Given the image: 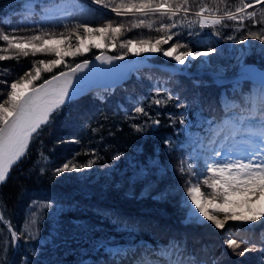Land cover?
I'll use <instances>...</instances> for the list:
<instances>
[{"label":"snow or ice","instance_id":"obj_1","mask_svg":"<svg viewBox=\"0 0 264 264\" xmlns=\"http://www.w3.org/2000/svg\"><path fill=\"white\" fill-rule=\"evenodd\" d=\"M90 3L99 6V9L89 7L83 0H24L21 13L25 18L23 27L20 24L12 26L10 23L0 21L4 26L11 28L12 33L19 31L34 33L18 36L0 29V41L6 42L7 45L0 47V52H11L17 59L20 56L27 57L30 53L33 56L37 53H48L56 57L33 61L32 70L25 72L18 81H13L10 85L5 80H0V84H4L9 89L6 98H3L4 93L0 92V184L6 182L11 169L27 154L31 142L40 131L53 123V117L64 106L74 102L86 91V81L78 73L85 69L93 71L92 61L83 59L73 66L66 62V57L75 58L88 53L93 47L103 50L105 47L119 46L120 49L127 51L112 56H107L101 51L94 60L113 65L116 61L124 60L129 53L137 57L160 54L175 61L176 65L185 66L191 61H196L197 58L208 57L217 49L208 46L206 51H200L196 50L195 45L189 47L188 43L182 44L181 33L175 31L178 27H186L190 37L214 35L219 38L222 33L215 31V28L222 25L224 20L243 21L247 18L252 20V26H256L261 21L256 19L255 11L248 9H255L257 6L260 8V15L264 17V0H239L238 5L228 4L227 0H90ZM193 7L197 10L192 11ZM233 7L235 11L231 10ZM97 11L102 13L105 22L93 28L90 27V23L95 22ZM108 14H115L116 17L121 18H136L131 21V28L143 26L151 29L158 23L159 27L156 31L161 35L154 39H120L125 24L123 21L115 22L107 19ZM178 16H180L179 20H177ZM150 17L158 19L152 20L149 19ZM197 24L199 32L195 31ZM58 27L63 28L58 33L59 40L45 39L56 36L54 29ZM246 27V35H241L238 42L244 43L252 37L264 45V27L257 32L241 24L240 28H235L233 31L240 32L241 28ZM48 28H52L53 31H48ZM206 28H212L213 31L205 33ZM94 33L99 34L104 43L85 46V38ZM224 38L229 41L235 40L234 35ZM174 39L176 42L165 47ZM18 40H25L27 43H16L15 41ZM60 44L64 47L55 46ZM136 44L141 47H135ZM9 58L0 55V61ZM239 59H242V56ZM58 67L65 70L43 79L44 73H52ZM9 71V69L3 70L5 74ZM105 71L102 68L95 70L98 74H103ZM118 79L119 76L114 77L113 84ZM40 80L43 82L38 83ZM87 82L90 83V80ZM163 91L157 87L149 103V108L155 105L157 109L155 117L142 104H138L132 109L134 115L129 118L135 121L145 117L143 122H134L131 127L137 133H148L158 130L162 115L159 109L167 107L173 99L176 100L175 108L185 110L179 113H167L170 126L176 124L178 116L180 128L177 132L184 134L189 145L193 146V152L189 154L187 160L181 159L178 169L183 176L187 165V173L190 177L185 181L188 186L185 194H182L181 201V207L187 210L185 224H202L207 221L211 222L215 229L220 230H226L229 222L242 226H255L258 222L264 224V205L252 206L264 195V73H260L259 88L248 93L241 92L230 99L224 98L223 117L213 116L203 119L201 123L195 125L198 129L195 132L191 130L194 125L187 115L188 106L181 101L179 95L170 91L167 96H163ZM92 131L96 132V129ZM64 142L78 141L73 138ZM163 143L168 150H173L171 137L165 138ZM92 155L94 159L86 163H74L72 160L63 163L53 169V175L60 177L65 172H83L91 169L99 158L95 149H92ZM41 156L45 161L49 160L43 153ZM113 159H119V155L114 156ZM152 169L157 171L153 172ZM40 172L43 174L45 168L41 167ZM164 174L165 169L160 165L159 159L150 157L146 164L133 166L128 182L135 185L137 182L147 180L141 192V196H144L156 184V181L148 178L152 175L162 177ZM192 177L197 179L195 184L191 182ZM205 188L208 191H205ZM168 192L169 189H166L154 199H165ZM237 196L241 199H234ZM37 203L33 201L30 208H35ZM236 205H242L248 214L234 211L232 206ZM40 208L49 210V217L56 224L49 236L52 239L57 238L58 216L63 211L62 206L49 200L41 203ZM105 214L114 216L112 223L118 225V230L128 232L135 230L129 227L126 220L121 223L118 215ZM41 223L42 217L38 212L31 211L22 230L17 231L0 210V224L6 225L10 233V238L0 245V253H2L0 264H14L8 252L9 249L13 251L19 249L22 237L25 243L29 240L39 241ZM76 226L81 227L79 223ZM224 244L239 257H244L249 252H257L259 264H264V230L261 231L258 241L252 238L233 239L229 236ZM93 247L104 248L111 257L112 264H223L222 256L201 257L197 250L188 249L186 240L179 237H173L166 244H158L155 247L148 244L136 246L130 243L120 244L114 238L108 237L95 241ZM200 252L207 253V246ZM33 254L35 255V252ZM20 264H32V261L25 256ZM80 264H94V262L82 258Z\"/></svg>","mask_w":264,"mask_h":264},{"label":"trees","instance_id":"obj_2","mask_svg":"<svg viewBox=\"0 0 264 264\" xmlns=\"http://www.w3.org/2000/svg\"><path fill=\"white\" fill-rule=\"evenodd\" d=\"M83 2L89 7L99 9V6L92 5L89 0H83ZM227 3L238 5L239 0H227ZM23 4L24 0H0V21L10 23L12 26L20 24L23 27L25 24V18L21 14ZM222 7L223 5H221ZM231 10L234 11L235 8L233 7ZM248 10L255 11L257 13L256 19L258 21L261 19L263 23L252 26V21L247 18L243 21L224 20L222 25L215 28V31L222 33L219 38L214 35L190 37L188 29L184 26L178 27L175 31L181 33L180 42L182 44L188 43L189 47L195 45L196 50L206 51V47L214 46L217 51L209 54V56L213 55L207 57L209 61L219 59L227 61L235 53V47L239 44H237V41L240 40V36L246 35L247 32V27L241 28L240 32H234L233 29L240 28L243 24L251 27L252 31L258 32L261 27H264V17L260 15V8ZM94 19V23L105 22V18L100 11L96 12ZM107 19L129 24L130 28L125 27L122 36L132 39H147L146 36L155 38L161 35L156 31V28L159 27L158 23L154 24L151 29L143 26L131 28V21L136 19L134 17L121 18L116 17L115 14H108ZM149 19L156 20L158 18L150 17ZM179 19L180 16L177 17V20ZM224 25L227 27H224ZM0 28L5 32H12L11 28L4 26V23H0ZM127 29L131 30L128 31ZM47 30L53 31L52 28ZM57 30L62 31L63 28L54 29V31ZM195 31H200L198 25L195 26ZM212 31V28L204 30L205 33H211ZM228 35H234L235 40L229 41L224 38ZM2 43L3 41L0 42V44ZM257 43H253L256 46L254 48L264 50V45L261 42ZM98 50L91 48L88 53L72 58L67 63L70 64L83 57L90 58L98 53L96 52ZM94 52L96 53L93 54ZM91 54L93 55L90 56ZM24 61V59H13V57L0 61V70H10L6 74L7 77L4 72H1L0 80L2 78L7 81L14 76L18 68H23ZM151 72L156 75L148 79ZM157 87L164 90L163 96H167L170 91L179 95L181 101L188 106L186 111L189 120L194 125L191 129L194 132L198 130L195 125L201 123L203 119L212 118L213 116L223 117V104L219 101L220 95H218L220 90L225 89L224 92L229 98L241 93L237 88L235 91L229 92L226 85L222 89H219V86H208L205 90H200L204 100L203 105H200V97L192 96V93L195 94L197 91L196 87L184 73L169 72L150 65H139L123 81L112 86H103L98 89L97 93L87 90L74 102L64 106L53 117V123L40 131L43 134H38L35 144L34 141L31 142L27 154L11 169L6 182L0 184V210H2L5 219L10 220L17 231L22 230L23 224L26 218H29L31 211H37L42 217V223L39 225L41 230L39 241L29 240L25 243L22 237L19 242V249L15 251L9 249L8 255L14 261V264H20L21 259L25 256L32 261V264H52L55 260L60 261L63 257L67 262L75 260L74 264H80L82 258L92 260L94 264H112L111 257L105 252L104 248L93 247L95 241L111 237L120 244L130 243L133 246L148 244L155 247L158 244H166L173 237L181 235L186 240L187 248L197 250L201 257L205 255L207 257L222 256L223 264H250L248 257H253L250 252L246 256L247 261L244 257L234 255L222 240L216 239L219 237L214 230L210 231L203 224L189 223L190 225L186 226L180 224L177 221L178 218L170 217V213H167L168 216H166L156 211L164 199H154L152 193L160 194L162 187L169 190L175 189L176 185L181 183L187 186L185 181L189 180V174L186 171L187 175L182 177L176 167L180 165L181 159L187 160L189 154L193 152V146L189 145L186 136L177 132V129L180 128L178 116L176 124L170 126L167 113L185 111L174 107L175 99L167 107L159 109L162 115L157 131L137 133L131 127L132 123H141L146 119L140 117L134 121L129 118L134 115L132 109L138 104H142L155 117L157 109L155 105L149 108V103ZM5 89L6 86L0 84V92ZM190 98H193L194 101ZM92 129H96V132H93ZM169 137L173 141V150H168L163 143L164 139ZM73 138L78 142H64ZM174 145L177 146L174 147ZM180 145H183V147H179ZM92 149H95L96 156L99 158L96 159V163L91 169H86L89 172L84 176L85 178H91L93 182L96 181L95 183L103 187L101 196H95L93 191L80 187L83 183V180L79 179L82 178L80 173L65 172L60 177L53 175V168L60 167L64 157L74 163H86L88 160L94 159ZM169 152H171V159L167 160L166 158L165 160L163 154ZM41 153L47 156L49 160L45 161ZM117 155H119V159L114 160L113 157ZM150 157L159 159L160 165L165 169V174L162 177L152 175L148 178L156 181L155 186L147 193L150 194L148 197L147 194L141 196L147 180L131 185L128 182V176L131 175L134 165L146 164ZM41 167L45 168L43 174L40 172ZM185 169L187 170V165H185ZM152 171L156 172L157 170L152 169ZM193 178L196 177L191 178L192 183L195 181H193ZM39 189L51 191L50 196L52 198L46 199L36 196V190ZM126 190L132 191V193H126ZM205 191L208 190L205 188ZM67 192L69 197L65 195ZM49 200L61 205L63 208L58 216L59 235L55 239H52L49 233L56 227V224L49 217V210L40 208L41 203ZM33 201L38 203L35 208H30ZM21 203H23V206L20 207ZM68 203L70 204L67 207L66 204ZM73 203L75 204L71 205ZM155 204V209H153L152 205ZM22 207L26 210L25 215L21 213ZM105 213L118 215L121 218V223L126 220L129 227L135 230L133 232L118 230V225L112 223L114 216ZM77 223L81 227L78 228ZM4 233L8 234L7 226L0 224V237ZM232 235L234 239L252 238L259 240L257 234L254 235L241 228L237 229L236 232L234 230ZM191 242L194 244L191 245ZM196 243L198 244L195 245ZM218 243H221L222 249L218 255H213V250ZM27 245L32 249L31 253L27 252ZM25 246L26 248H24ZM204 246L209 247L207 253L200 252ZM36 247L37 249H35ZM251 253L254 256L255 254L259 255L257 252ZM256 262L254 261L252 264H259V261Z\"/></svg>","mask_w":264,"mask_h":264},{"label":"rangeland","instance_id":"obj_3","mask_svg":"<svg viewBox=\"0 0 264 264\" xmlns=\"http://www.w3.org/2000/svg\"><path fill=\"white\" fill-rule=\"evenodd\" d=\"M90 1V0H89ZM259 7V6H257ZM256 7V8H257ZM197 9L196 8H193L192 11H196ZM235 11V10H234ZM222 15V14H221ZM192 19H195V17H190ZM251 20V19H250ZM261 21V19H259ZM252 21V20H251ZM104 22H101V23H90V27H97L99 25H102ZM125 24V27L126 28H130V25L123 22ZM261 23H263V21H261ZM198 25V24H197ZM199 26V25H198ZM1 29V28H0ZM61 30H57L55 31L57 33L56 36L54 37H45V39H55V40H59L60 37L58 35V33L60 32ZM10 34H15V35H18V36H27V35H32L33 33H27V32H24V31H19V32H16V33H12V32H9ZM146 38H150V36H146ZM120 39H132L130 37H127V36H121ZM142 39V38H140ZM154 39V38H153ZM133 40H138L137 38L133 39ZM249 40V42H248ZM246 42L244 43H239L237 41V46L235 47V53L232 54V56L227 60V61H222V60H208L207 57H204V58H197L196 61H191L190 63L186 64L185 66H179V65H176L175 61H171L169 58H165L163 57L162 55L160 54H155V55H144L143 58L145 60H147L145 63H143L142 65H150V66H154L156 68H159V69H163V70H166V71H169V72H182L184 73L188 80L194 84V86L196 87V93H192L193 97H197L199 98L200 97V105H203V94H202V90H205L206 87H210V86H219L220 88L219 89H222L224 87V85L227 86L229 92H233L236 88L240 91V92H244V93H248V92H251L253 91L254 89L256 88H259L260 87V81H255L252 77L251 78H246L248 77L247 74L245 75L244 78H237L236 80H218V79H212L210 78L209 76L207 75H203L201 74L202 70L205 69V67L209 64L211 65H214V64H217L218 66H222V67H227V66H230L232 65L238 58H240L242 56V59L239 60V64L241 65H244V64H250V65H253L255 66L256 68L258 67V69H261V70H264V50H259L258 48H254L256 46L253 45V43H256L258 44L257 42L260 43V41L258 40H255V39H251L249 37ZM1 42V41H0ZM16 43H27V41L25 40H18V41H15ZM176 42V41H175ZM104 41L100 38V35H97L96 38H90L88 39V41L85 43V46L87 45H92V44H103ZM171 43H174V41H171L169 43V45H166L165 47H168L170 46ZM56 47H64L63 44H60V45H55ZM136 47H141V45L139 44H136L134 45ZM0 47H7L6 45V42H3L2 44H0ZM94 48V47H93ZM181 50H186V49H181ZM107 52V53H110L111 55H119L120 52L122 51H127V49H120L119 46H117V48H111V47H105L103 50L99 49L98 51L96 52ZM96 52H94L93 54H95ZM93 54H91L90 56H92ZM97 54V53H96ZM95 54V55H96ZM0 55H7V56H10V57H13V59H17L15 58L11 52H8V53H5V52H1ZM93 55V56H95ZM88 56V57H90ZM92 56V57H93ZM213 56V55H211ZM211 56H208V57H211ZM91 57V58H92ZM222 57V56H220ZM263 57V58H262ZM56 57L52 54H48V53H37L35 56H33L31 53L27 56V57H23V56H20L18 59H24L25 61V65L23 66V68H18V71L17 73L12 76L10 79H8L6 81L8 85H10L13 80L22 72L24 71L25 69L27 68H31L32 65H33V61L35 60H40V59H55ZM84 58H87V57H83V58H80V59H84ZM66 62H69L72 58L71 57H66ZM80 59H78L80 61ZM261 59V60H260ZM78 60H76L78 62ZM76 61H73L72 63L70 64H74ZM19 66V65H18ZM136 68L134 65H132V67L130 68V71H129V74L133 71V69ZM152 68V67H151ZM64 68L62 67H58L56 69L53 70L52 73H44L43 74V79L45 76L48 77V75H53L55 74L56 72L58 71H62ZM189 70V71H188ZM1 72H3L2 70H0V75L2 74ZM6 75V74H4ZM156 74H153L152 72L149 74L148 76V79L152 76H154ZM7 77V75H6ZM127 77V76H126ZM125 77V78H126ZM155 78V77H153ZM151 79V78H150ZM156 79V78H155ZM1 80H4L1 78ZM42 80L38 81L41 82ZM123 81V80H122ZM113 84V83H112ZM116 84V83H115ZM230 85V87H229ZM243 85V86H242ZM199 87H201L199 89ZM232 87V88H231ZM95 88V87H93ZM88 89V88H87ZM9 89L6 87V89L2 92L4 93V96L3 98L6 97V93ZM95 89H91V91H94ZM201 90V91H200ZM208 90V89H206ZM98 91V90H97ZM96 91V92H97ZM225 89H222L218 92V95L219 96V101L222 102V100L224 98H229L228 95L224 92ZM220 93V94H219ZM207 94V93H206ZM191 99V98H190ZM193 99V98H192ZM191 99V100H192ZM230 99V98H229ZM194 101V99H193ZM202 101V102H201ZM204 107V106H202ZM201 107V108H202ZM45 128V127H44ZM44 128L41 130L43 131ZM41 133V132H40ZM43 134V133H41ZM40 137V136H39ZM38 137V138H39ZM38 140V139H37ZM34 141V144L36 142V137L33 139ZM31 145V144H30ZM177 146V145H174V147ZM70 150V149H68ZM170 155H171V152L169 153H164L163 156L165 157V160L167 158V160H170ZM68 159H66L64 157V161L61 162V165L65 162H67ZM195 162V161H194ZM177 166V165H176ZM179 166L178 165L176 167V169H179ZM54 169V168H53ZM187 171V170H186ZM89 171L88 170H84V172H76V173H80V175H82V178H79L81 180H83V183L80 185V187L82 189H86L88 191H93L95 196H101L103 194V187H100V184L98 185L97 183L93 182V180L91 178H85V174H87ZM181 175V174H180ZM185 175H187V173L185 172ZM182 176V175H181ZM184 177V175L182 176ZM93 178V177H92ZM96 180V179H95ZM195 180V181H194ZM193 183L192 184H195L197 182V179L196 178H193ZM104 186V185H102ZM177 187L175 189H172V190H169L168 192V195L167 197L162 201V204H160V206H158V210H156L157 212L159 213H162L163 215H167V213H170V217H175V218H178V222L180 224H185V220H186V209L182 208L181 207V201H182V194H185V190H186V187L188 186H184L182 183L181 184H177L176 185ZM166 188L162 187L160 189V193L165 191ZM205 190V189H204ZM36 196H39V197H42V198H46V199H49V198H52L50 196V192L49 190H43V189H39V190H36ZM45 191V192H44ZM127 192L126 193H132V191H128L126 190ZM82 192V191H81ZM45 194V195H44ZM85 194V193H83ZM66 196L68 195V192L65 194ZM148 197L150 196V194H147ZM152 195H154V197L158 196L159 194H155V193H152ZM65 196V197H66ZM69 197V195H68ZM17 198L19 199V197L17 196ZM234 199H237V200H240L241 198L239 196L237 197H234ZM161 201V200H159ZM190 203V201H189ZM70 203L66 204L67 207ZM75 203L71 204V205H74ZM158 204V203H156ZM155 205H152V208L155 209ZM65 205V206H66ZM261 205H264V201L263 199L261 198L258 202L254 203L252 206L253 207H260ZM23 206V203L20 204V207ZM233 207V210L234 211H237V212H240L242 214H248L242 205H236V206H232ZM25 208L22 207L21 208V213L23 215H25V211L24 210ZM137 213H139L137 211ZM27 214V213H26ZM173 215V216H172ZM27 219V218H26ZM201 220H203V218H201ZM203 226H206L210 231L214 230V232L216 233V235L220 238H216L218 239L219 241L222 240L223 243L224 241L229 238V236H231V238L234 239L233 235H232V232L237 229H244V230H248L249 233H253L254 235L257 234L258 236V239L260 237V233L262 230H264V224H260L259 222L255 225V226H242L240 224H233L232 222H229L228 224V227L226 230H220V229H215V227L213 225H211V222H207V221H204L203 223ZM186 226L187 225H190V224H185ZM211 227V228H210ZM174 228V227H173ZM7 233H4L2 235V237H0V245H3L4 241L9 239L10 238V233L8 231V227H7ZM6 235V237H5ZM179 238H181L182 240H184L183 236H179ZM236 239V238H235ZM191 245L194 244L193 242L190 243ZM198 243H196L195 245H197ZM189 245V244H188ZM202 246V245H201ZM23 247V246H22ZM205 247V246H204ZM202 247V248H204ZM26 248V246L24 247ZM37 249V247L35 248ZM222 249V245L221 243H218L216 245V247L214 248L213 250V255H218L220 253ZM231 250V249H230ZM207 251H209V247L207 246ZM27 252H32V249L27 245ZM36 252V251H35ZM249 253H247L244 258L245 260L247 261L246 259V256L248 255ZM251 255H253V257H248V261L250 262V264H252L254 261H259V255L257 256L255 254H252L250 252ZM64 258V257H63ZM61 259L60 261L57 259L55 260L52 264H74L73 262L75 260H72V261H68L66 259ZM256 262V263H257Z\"/></svg>","mask_w":264,"mask_h":264},{"label":"bare ground","instance_id":"obj_4","mask_svg":"<svg viewBox=\"0 0 264 264\" xmlns=\"http://www.w3.org/2000/svg\"><path fill=\"white\" fill-rule=\"evenodd\" d=\"M93 28H95V27H93ZM97 35H99V34L94 33V34H92L90 36H87L85 38V43L90 38H96ZM100 54H101V52L97 53L96 55H100ZM104 54L107 55V56H112L110 53H107V52H104ZM95 56H93L92 58L91 57L90 58H86L89 61H92V69H93V71L90 72L89 70L85 69L81 73H78V75H80L86 81V84H85L86 88L89 87V86H93V85L96 86L97 83H102V82L108 83L109 86L114 85L110 81L111 78L116 77L117 76L116 74H118L120 70L126 69L133 62H136L137 59L138 60L139 59H143V56L142 57H137V56H134L132 53H129L128 56L124 60L116 61L113 65H109L107 63H101L100 61H95L94 60ZM82 60H80L78 62H81ZM239 60L240 59L238 58L232 65L227 66V67L218 66L217 64H214V65L209 64V65H207L205 67V69L202 70L201 74H203L204 76L207 75V76H209L210 78H212L214 80L218 79V80H221V81L222 80H227V79L228 80H236L237 78H239V79L240 78H244L245 75L247 74L248 77H246V78L249 79V78L252 77L255 81H260V73H264V70L258 69V67L256 68L255 66L250 65V64L241 65V64L238 63ZM78 62H76V63H78ZM73 66H74V64H73ZM97 68H102V69H105L106 71L103 74H98V73L95 72V70ZM30 70H32V67L28 68L27 70L22 72L13 81H18L19 78L21 76H23L25 72H28ZM64 70H62V71H64ZM122 72H124V71H122ZM47 78H49V76L44 78V79H47ZM122 78H125V76L122 77ZM89 80H90V83L87 82ZM121 80H123V79H121ZM42 82H43V80L41 82H39V83H42ZM77 86L79 87L80 85H77ZM94 92L97 93L96 91H94ZM262 199L264 201V195H262Z\"/></svg>","mask_w":264,"mask_h":264},{"label":"water","instance_id":"obj_5","mask_svg":"<svg viewBox=\"0 0 264 264\" xmlns=\"http://www.w3.org/2000/svg\"><path fill=\"white\" fill-rule=\"evenodd\" d=\"M147 60H145L144 58L143 59H137L136 60V62H133L129 67H127L126 69H124V70H120L119 71V73L118 74H116L117 76H119V79L116 81V82H118L119 80H121L122 79V77H124V76H126L127 74H128V72H129V70H130V68L132 67V65H134V66H137L138 64H141V63H145ZM122 71H124V72H122ZM122 72V73H121ZM111 82L113 81V78H111V80H110ZM113 83V82H112ZM94 84V83H93ZM105 84H108V83H104V82H102V83H97L96 84V86H94L95 88H93V89H96V88H99V87H101V86H103V85H105ZM93 86H89V87H87V88H91V87H93ZM86 88V89H87Z\"/></svg>","mask_w":264,"mask_h":264}]
</instances>
